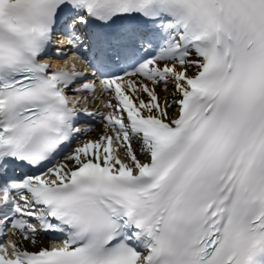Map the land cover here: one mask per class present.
<instances>
[{
    "label": "snow or ice",
    "instance_id": "1",
    "mask_svg": "<svg viewBox=\"0 0 264 264\" xmlns=\"http://www.w3.org/2000/svg\"><path fill=\"white\" fill-rule=\"evenodd\" d=\"M0 264H264V0H0Z\"/></svg>",
    "mask_w": 264,
    "mask_h": 264
}]
</instances>
